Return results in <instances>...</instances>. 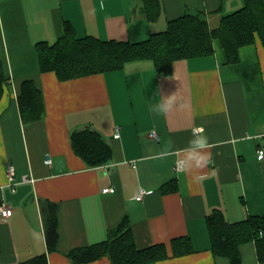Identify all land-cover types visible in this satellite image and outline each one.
<instances>
[{"label":"crops","instance_id":"crops-1","mask_svg":"<svg viewBox=\"0 0 264 264\" xmlns=\"http://www.w3.org/2000/svg\"><path fill=\"white\" fill-rule=\"evenodd\" d=\"M159 1L157 17L150 19L144 0H0L6 76L0 99V205L12 209L8 217L0 213V264H20L42 253L49 264H111L108 256L76 263L69 253L105 240L124 217L138 248L168 245V258L142 264H231L212 251L207 215L218 209L236 222L264 213V157L258 156L264 148V45L258 33L254 43L240 48L235 63L215 40L214 54L177 59L168 74L150 58L66 80L40 70L37 43H55L65 21L79 37L141 41L188 10L206 14L217 28L245 3ZM26 79L41 89L45 106L43 117L28 123L18 103ZM173 94L171 111L153 110ZM87 126L112 146L108 164L88 167L74 152L71 132ZM199 126L208 138L210 163L178 170L192 128ZM9 162L17 180L25 174L31 180L8 185ZM105 187L115 191L104 192ZM50 203L58 208L60 236L53 251L45 235ZM179 236L190 237L194 251L173 255L171 240ZM240 252L242 264H264L255 242L242 243Z\"/></svg>","mask_w":264,"mask_h":264},{"label":"trees","instance_id":"trees-1","mask_svg":"<svg viewBox=\"0 0 264 264\" xmlns=\"http://www.w3.org/2000/svg\"><path fill=\"white\" fill-rule=\"evenodd\" d=\"M150 19H156L159 0H144ZM239 10L225 15L221 25L212 28L206 14L192 10L169 22L166 29L152 33L141 41L109 39L93 35L79 37L74 26L64 22V27L55 43L38 42L37 52L40 70L54 71L59 79L66 80L94 73L122 68L128 61L150 58L158 71L168 74L177 59L212 55L214 42L219 40L226 51L227 61L238 62L242 46L255 42L258 33L264 45V0H244ZM6 76L0 60V99L3 95ZM20 113L24 123L43 117L45 106L41 89L31 79L22 82L18 96ZM70 142L74 152L88 167L108 164L113 158V149L105 137L94 127H83L71 132ZM45 212V235L49 251L56 250L59 242L57 205L50 203ZM206 223L212 243V251L242 264L240 245L255 242L257 256L264 262V213L251 215L245 220L232 222L221 210L207 215ZM173 255L194 251L188 236L171 240ZM69 256L78 262H90L103 256L111 264H142L169 257L168 245L158 243L145 248L135 245L132 224L128 217L112 230L108 237L98 243L73 248ZM20 264H49L47 253L35 255Z\"/></svg>","mask_w":264,"mask_h":264},{"label":"clouds","instance_id":"clouds-1","mask_svg":"<svg viewBox=\"0 0 264 264\" xmlns=\"http://www.w3.org/2000/svg\"><path fill=\"white\" fill-rule=\"evenodd\" d=\"M175 103L176 97L174 94L167 98L162 97L153 110L157 113L165 114L173 109ZM192 133L193 139L189 141V147L183 150L184 156L182 160L177 161V167L182 171L202 169L210 163V159L206 154L209 142L207 136L204 134V128L202 126L193 127Z\"/></svg>","mask_w":264,"mask_h":264},{"label":"built area","instance_id":"built-area-1","mask_svg":"<svg viewBox=\"0 0 264 264\" xmlns=\"http://www.w3.org/2000/svg\"><path fill=\"white\" fill-rule=\"evenodd\" d=\"M151 136L154 137V138H157L158 135L155 131H153L151 133ZM115 137L116 138H119L120 137V128L119 127H116L115 129ZM259 158H263L264 157V148H260L259 149V154H258ZM178 160H182V158H179ZM52 162V158L50 155H47L46 156V163L48 164H51ZM176 168L178 169L177 165H176ZM180 170V169H178ZM16 166L12 163V162H9L8 163V166H7V179H8V185L10 186H16L17 184H19L21 181H27V180H31V177L27 174L23 175L22 177V180L19 181L17 180L16 178ZM103 191L104 192H114L115 191V188L114 187H105L103 188ZM146 191L144 189L140 190V194L138 196V199H142L143 197V194L145 193ZM0 213L3 215V216H10L12 214V209L8 206H6L5 204H1L0 205Z\"/></svg>","mask_w":264,"mask_h":264}]
</instances>
